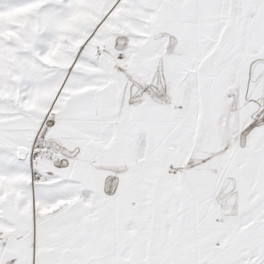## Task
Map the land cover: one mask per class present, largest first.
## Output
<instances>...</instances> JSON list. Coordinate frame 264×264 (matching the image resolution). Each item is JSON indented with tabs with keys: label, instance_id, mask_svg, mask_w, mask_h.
I'll list each match as a JSON object with an SVG mask.
<instances>
[{
	"label": "snow or ice",
	"instance_id": "1",
	"mask_svg": "<svg viewBox=\"0 0 264 264\" xmlns=\"http://www.w3.org/2000/svg\"><path fill=\"white\" fill-rule=\"evenodd\" d=\"M0 264H264V0H0Z\"/></svg>",
	"mask_w": 264,
	"mask_h": 264
}]
</instances>
